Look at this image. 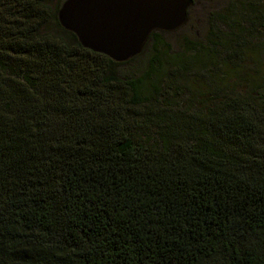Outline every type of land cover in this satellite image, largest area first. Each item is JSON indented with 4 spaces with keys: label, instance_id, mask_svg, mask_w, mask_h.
I'll return each mask as SVG.
<instances>
[{
    "label": "trees",
    "instance_id": "trees-1",
    "mask_svg": "<svg viewBox=\"0 0 264 264\" xmlns=\"http://www.w3.org/2000/svg\"><path fill=\"white\" fill-rule=\"evenodd\" d=\"M41 2L0 0V264H264V85L175 94L242 33L171 56L154 31L118 62Z\"/></svg>",
    "mask_w": 264,
    "mask_h": 264
},
{
    "label": "rangeland",
    "instance_id": "rangeland-1",
    "mask_svg": "<svg viewBox=\"0 0 264 264\" xmlns=\"http://www.w3.org/2000/svg\"><path fill=\"white\" fill-rule=\"evenodd\" d=\"M41 3L49 12L57 11L59 17L61 0H42ZM220 17L226 18L229 23H237L236 31H230L222 25ZM166 33L162 37L164 50L171 56L187 55L190 49L193 53L197 48L209 52L217 48L220 39L228 35L235 40L237 33H242L244 38V45L240 49L236 43L231 45V42L225 44L230 46L218 47L226 57L219 83L213 78L209 79V75L205 77V74L186 73L177 78L178 84L183 86L175 92L178 93L176 102L181 106L206 108L215 105L234 91L246 93L248 88H252L253 82L256 83L254 79L264 85V0H194L186 23ZM148 52L151 54L150 50ZM207 68L213 71L212 65ZM190 82L196 84V90L190 89ZM151 134V137L157 138L154 132Z\"/></svg>",
    "mask_w": 264,
    "mask_h": 264
},
{
    "label": "water",
    "instance_id": "water-1",
    "mask_svg": "<svg viewBox=\"0 0 264 264\" xmlns=\"http://www.w3.org/2000/svg\"><path fill=\"white\" fill-rule=\"evenodd\" d=\"M193 0H66L62 25L94 52L124 62L140 54L154 31L182 27Z\"/></svg>",
    "mask_w": 264,
    "mask_h": 264
}]
</instances>
